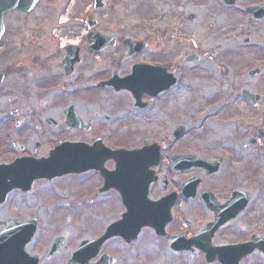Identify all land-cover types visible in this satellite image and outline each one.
Returning <instances> with one entry per match:
<instances>
[{"label":"rangeland","instance_id":"1","mask_svg":"<svg viewBox=\"0 0 264 264\" xmlns=\"http://www.w3.org/2000/svg\"><path fill=\"white\" fill-rule=\"evenodd\" d=\"M185 1L184 10L194 15V21L185 26L187 35L184 43L187 53H197L199 61L191 72L188 69L187 72L178 70L175 65L172 67V74L180 78L174 89L155 98L144 110L134 106V99L128 92L90 91L82 99L72 102L77 113L89 110L90 115H100L103 122L101 129L114 133L109 140L105 130L100 132L101 137L114 147L113 150L127 147L134 151L149 144H163L165 158L158 167V173L164 175H169L167 159L171 155L188 153L198 158L219 159L224 152L231 159L235 156L231 161L224 160L220 175L227 176V180H248L252 203L245 215L233 222V226L251 231L253 221L264 223V141H261L262 150L246 147L252 132L264 126V19L254 20L245 10L250 6L264 7V0H237L232 7L225 6L223 0ZM164 29L171 28L169 25L159 26L160 31ZM179 39L176 34L175 41ZM246 39L251 43L248 47L244 44ZM217 47L220 49L217 50ZM182 50H178L177 56H181ZM161 55L162 62L169 61L166 55ZM181 59L178 67L182 66ZM136 60L141 61V58ZM133 61L124 62L125 73H131L132 66L137 64ZM260 67L262 73L258 78L248 77L249 70ZM242 88L260 96L258 111L249 110L250 106L247 109L243 100H236L234 95L239 94ZM38 98L37 101L33 97L11 103L0 99V131L4 129L8 133L10 143L23 145L26 155L32 153L34 144H39L34 156L40 157L60 141L82 140L84 134L68 130L61 124V111L66 108L67 102L63 106L54 100L41 104ZM216 107L219 108L212 112ZM27 110L31 112L28 115ZM16 112L18 116L14 117L12 113ZM107 117L111 118L106 122L104 118ZM49 118L58 122L60 127L53 129L45 125V120ZM17 121H22V125L16 129L14 125ZM97 124L102 125L99 120L94 122V125ZM178 126L186 130V135L181 141L173 142L172 133ZM12 144L9 146L11 162L21 155L19 148ZM13 156L18 157L14 159ZM99 188L97 176L88 172L64 175L51 183H36L30 194L14 193L10 195L9 202L0 205V230L10 217L19 222L35 219L38 233L26 251L39 255L41 264H66L84 240L96 241L106 232L107 226L120 218L118 196L106 193L97 197ZM193 212L192 225L198 226L205 217ZM144 231V239L139 246L127 247L118 239L108 242L101 253L111 255L116 264H202L197 256L169 257L171 253L155 243L152 231ZM65 234V242L59 252L51 259H45L54 239ZM162 256H165L164 263H161ZM245 264H264V257L254 256Z\"/></svg>","mask_w":264,"mask_h":264},{"label":"flooded vegetation","instance_id":"2","mask_svg":"<svg viewBox=\"0 0 264 264\" xmlns=\"http://www.w3.org/2000/svg\"><path fill=\"white\" fill-rule=\"evenodd\" d=\"M28 3V0H21L20 10L12 9L3 13L0 18V99L11 103L14 100L25 101L26 98L33 97L37 101L40 96L38 101L41 104L47 100H54L56 104L59 102L63 106V103L67 102L66 108L61 111L63 126L66 116L64 111L72 104L76 112L72 100L82 99L84 94L90 91L115 92L108 85L99 89V84L127 77L129 73H125L123 66L126 60L133 59V63L137 61L133 66L165 68L168 73H172L174 65L184 72L187 69L193 70L196 66L182 65L187 57L196 55L199 61L197 53H187L184 43L187 35L185 26L190 21V14L184 10L185 0H36L31 8ZM162 24L164 27L169 25L171 29L160 31L159 26ZM176 34L180 39L175 41ZM248 40H244L245 43ZM96 42H99V49L93 46ZM131 43H134L138 49L134 51L130 48L128 45ZM167 43L172 46L169 47ZM250 45L249 40L245 47ZM219 49L220 47H217V50ZM178 50H182L181 56H177ZM161 54L166 55L169 61L162 62ZM138 58H141V61L136 60ZM180 59L182 66L178 67ZM234 97L237 101L243 100L247 109L249 105V110L258 111V106L254 108L241 94H236ZM150 101L147 100L148 104ZM29 112L27 110L26 115ZM90 113L89 110L77 113L88 127L87 130L79 131L80 134H84L81 141L92 145L94 140H100L110 149L114 148L109 146L104 137H101L100 132L105 129L102 130L103 122L100 115L98 113L90 115ZM12 115L18 116L17 112ZM110 118L104 120L107 122ZM98 120L102 125H94ZM53 124L50 126L53 129L60 127L56 121ZM257 129L258 127L254 131L256 132ZM2 131L0 135H4L0 136V165H8L12 160L10 158L12 152L9 148L8 133L4 132V129ZM105 132L106 135L112 133L107 130ZM110 136L111 134L108 136L109 140L113 138L110 139ZM256 145L262 150L261 143ZM20 149L23 151V147ZM198 159L210 164L219 162L218 172L211 176L201 169L173 173L169 167L167 168L169 175L155 172L156 179L164 178L162 182L164 186L160 181L153 182L147 193L148 199L157 202L171 194L176 196V203L172 209L173 220L167 225L165 235L157 236L152 232L155 243L164 246L167 253H171L169 255L171 258H182L184 255L197 256L200 257L202 264H221L237 259H239L238 264H245L254 256L264 257L262 253L254 251L244 258L232 248L246 243L253 236L264 239V223L259 220L252 222L251 231L233 226V222H226L214 231H209L213 228L206 225L213 222L215 213L209 211L208 206L223 207L231 199L234 191H246L250 197L252 191L246 178L227 180V176L220 175L224 168V160H228L226 155L222 154L219 159L206 157ZM226 165L230 166L228 163ZM104 168L111 171L114 164L107 161L104 163ZM91 174L97 176L102 187L103 180L99 173L91 172ZM193 178L199 179L200 182L196 190L197 194L194 197H185L181 193V188L183 185H189ZM201 192L208 195L206 201H200ZM108 193L116 194L113 191ZM118 200L122 214L126 211L125 206H122L121 197L118 196ZM192 211L205 217L200 220L198 226L192 225L194 222V219L191 220ZM10 219L16 220L15 217ZM246 226L247 224L243 225L244 228ZM205 228L208 230L204 232ZM144 234L145 231H142L137 241L125 246H139ZM172 237L181 240L177 241L178 243L193 242L190 251L175 252L171 247ZM161 258L163 259L161 263H164L165 256ZM96 262L94 261L93 264Z\"/></svg>","mask_w":264,"mask_h":264},{"label":"water","instance_id":"3","mask_svg":"<svg viewBox=\"0 0 264 264\" xmlns=\"http://www.w3.org/2000/svg\"><path fill=\"white\" fill-rule=\"evenodd\" d=\"M31 0H29L30 2ZM21 0H0V14L3 11L10 10L11 8H19ZM228 5H232L234 0H225ZM18 3V4H16ZM30 4V3H29ZM253 19H263L264 9L261 7L250 8L247 10ZM136 50V49H135ZM194 61L191 60L190 63ZM261 69H256L250 72L252 78L260 74ZM175 81L171 76L166 75L165 71L159 69H153V71H145L142 67H134L132 76L119 80H113L110 84H113L117 91L126 89L131 92L132 96L136 100V106L144 108L141 104V98L145 94L150 97H154L157 94L168 90ZM246 98L252 101L254 105L258 101V96L243 91ZM68 121L66 124L72 127L82 128V123L76 118L73 113L72 106L66 112ZM50 121L48 122V124ZM184 132L183 128H177L173 138L178 139ZM258 136L264 139V128L258 132ZM249 142L250 144H253ZM48 159H40L39 161L33 159H21L11 164L8 167H0V204L5 202V197L11 189H19L23 192H29L31 185L34 181H41L46 179L48 181L53 180L62 175L68 174H82L87 170H100V174L104 177V190H108L110 186H114L115 189H121L118 187V179L121 177H134L135 183H143V195L146 196L148 183L147 177L151 175L149 168L157 167L159 164L160 151L158 145L149 146L135 152L127 151H114L110 152L105 147H102L99 142H95L92 148H87L84 144L77 143H64L60 147L51 150ZM111 159L116 164L115 170L112 173L103 172L101 169L102 163L105 160ZM172 170L190 169V167L204 168L208 170V173L217 172L218 164L209 165L205 161L197 160L193 156L171 158ZM149 174V175H148ZM139 176L143 178L140 179ZM196 187V183H192L190 188ZM194 195V193H193ZM192 195V196H193ZM202 201L204 198H201ZM171 199H163L158 203H149L153 205V215L148 220L139 222H129L126 220L118 221L115 224L108 226L106 233L97 241L86 240L82 242L76 252L72 255L71 260L67 264H89L90 260L97 257L100 247L108 241L109 238L120 237L126 243L136 239L142 228H153L158 235H162L165 225L171 221L170 208L173 205ZM248 203V197L246 194L234 192L231 200L223 207L208 206L207 209L215 213V221L209 224L214 231L218 226L224 225L225 222L234 220L245 208ZM36 228V221H32L28 224L15 225V222L7 226V229L0 236V261L8 260L15 261V264H37L39 258H31L24 254V247L29 244L31 238L34 235ZM208 229L206 228V231ZM205 232V230H204ZM172 247L176 251L188 250L189 246L173 243ZM63 244L62 238L56 239L54 246H52L47 258H50L56 252L59 251ZM261 246V247H260ZM240 247V248H239ZM236 247L235 250L241 254V257L246 256L247 253L252 252L254 248L260 247L264 252L263 242H249L247 245H241ZM243 252V253H242ZM239 259L233 262H226V264H237ZM98 264H114V261L110 258L102 256ZM225 264V263H224Z\"/></svg>","mask_w":264,"mask_h":264}]
</instances>
